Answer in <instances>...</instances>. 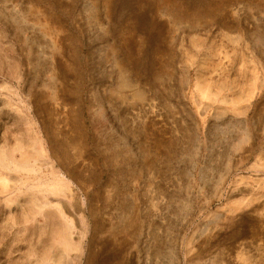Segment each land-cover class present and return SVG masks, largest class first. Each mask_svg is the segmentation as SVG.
<instances>
[{
  "label": "rangeland",
  "instance_id": "374dc122",
  "mask_svg": "<svg viewBox=\"0 0 264 264\" xmlns=\"http://www.w3.org/2000/svg\"><path fill=\"white\" fill-rule=\"evenodd\" d=\"M0 264H264V0H0Z\"/></svg>",
  "mask_w": 264,
  "mask_h": 264
}]
</instances>
